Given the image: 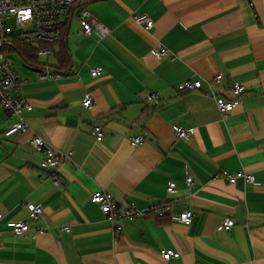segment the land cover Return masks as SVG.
Listing matches in <instances>:
<instances>
[{
  "label": "crops",
  "instance_id": "obj_1",
  "mask_svg": "<svg viewBox=\"0 0 264 264\" xmlns=\"http://www.w3.org/2000/svg\"><path fill=\"white\" fill-rule=\"evenodd\" d=\"M86 8L108 37L86 36L71 19L68 73L41 81L36 67L15 66L33 107L24 115L28 131L10 132L15 118L0 110V264H264V0H91ZM136 14L150 16L153 29L135 24ZM158 46L176 58L157 60ZM55 49L58 55L61 44ZM98 67L104 72L93 78ZM199 79L201 90L180 92ZM234 83L247 88L240 98L229 92ZM216 97L236 104L226 120ZM96 125L105 132L101 142ZM174 126L188 138L179 140ZM37 136L74 153L58 188L53 172L40 168L43 155L31 144ZM135 136L144 143L134 147ZM98 190L145 211L169 204L170 214L128 220L115 232L91 202ZM26 204L41 206L43 216L32 220ZM187 210L191 226L173 219ZM225 218L235 221L230 231ZM21 221L29 233L13 231ZM162 250L178 257L164 262Z\"/></svg>",
  "mask_w": 264,
  "mask_h": 264
},
{
  "label": "built area",
  "instance_id": "obj_2",
  "mask_svg": "<svg viewBox=\"0 0 264 264\" xmlns=\"http://www.w3.org/2000/svg\"><path fill=\"white\" fill-rule=\"evenodd\" d=\"M91 0H0V110H4L15 118L10 127V132L24 133L28 131V125L25 120V113L32 111V105L21 94L24 80L21 79L15 64L10 56L11 51H16L15 47L26 46L33 50V55L38 58L49 59L56 58L57 51L55 48L44 47L58 43L71 21L76 18L86 36L98 35L100 42H103L109 35L110 30L100 23L86 8L87 2ZM133 21L138 26L150 31L154 27V21L146 14H136ZM19 53V52H18ZM20 54V53H19ZM25 59V55L20 54ZM153 55L157 60L169 58L174 60L175 55L163 46L154 48ZM36 68L39 70V79L41 81H50L60 77V74L51 65L37 61ZM34 66V65H32ZM104 72L102 67L91 69L90 74L93 78H98ZM203 80H189L183 83L180 92H193L203 88ZM213 85L219 86L223 83L221 75H217L212 80ZM247 88L241 84L234 83L229 88L233 99L242 97ZM148 101L154 105L160 103L159 95L151 93ZM83 108L89 109L93 105V99L87 97L83 100ZM216 105L223 118L226 120L235 110L236 104L233 100H227L224 97H216ZM174 131L179 140L188 138V132L181 126H174ZM93 136L97 142H101L105 137V132L100 125L93 128ZM145 138L135 136L131 138V144L134 147L144 143ZM32 147L35 152L41 153L43 159L40 163L42 170H49L53 173L55 187L61 186L59 173L61 167L70 162L74 155L73 152H58L45 139L40 136L33 138ZM247 183L255 181L254 176L245 175ZM223 178L230 184H235L236 178L223 173ZM188 185H192L193 178L188 176L186 180ZM169 193L176 192V184L171 183L168 187ZM91 202L98 205L111 223L113 229L121 230V223L128 220L144 219L149 216L163 217L170 214L169 204L157 206L150 210H140L135 205L121 206L116 202L110 193L103 190L96 191ZM29 217L36 221L44 214L41 206L35 204H26ZM194 213L187 210L179 215L173 216V219L180 221L186 226H191L194 221ZM4 215L0 213V221ZM222 226L226 231H230L235 226L232 218H225ZM13 231L16 234H27L31 227L27 222H16L12 224ZM64 232L70 233L69 227L63 229ZM46 230L40 229L37 234H44ZM161 257L164 262H171L178 254L172 250H162Z\"/></svg>",
  "mask_w": 264,
  "mask_h": 264
},
{
  "label": "trees",
  "instance_id": "obj_3",
  "mask_svg": "<svg viewBox=\"0 0 264 264\" xmlns=\"http://www.w3.org/2000/svg\"><path fill=\"white\" fill-rule=\"evenodd\" d=\"M65 36L63 34V37L61 38V40L54 44V45H50V46H47V45H44V47H52V48H55L57 47L59 44H61V47H62V50L60 51V53L56 56V58H58V65L56 66V71L58 73H68L69 72V68L71 67L70 66V58L68 56V53L69 51L65 48ZM16 51L19 52L20 54H23L25 55V59L23 58V60L26 62L27 65L29 66H32L34 65L33 67L36 66V64H38L37 62V59L36 57L33 55V50L29 47H26V46H20V47H15ZM169 215H165L163 217H156V218H159V219H162V218H166L168 217Z\"/></svg>",
  "mask_w": 264,
  "mask_h": 264
},
{
  "label": "rangeland",
  "instance_id": "obj_4",
  "mask_svg": "<svg viewBox=\"0 0 264 264\" xmlns=\"http://www.w3.org/2000/svg\"><path fill=\"white\" fill-rule=\"evenodd\" d=\"M76 27H77V22H76V19H74L73 25H72V31H74V29ZM10 56L13 59L14 64H15L17 69H19V66H25V63H24L22 56L17 51H14V50L11 51ZM37 61H41L42 63L48 64V65H54L55 58H53V57H50L49 59L38 58Z\"/></svg>",
  "mask_w": 264,
  "mask_h": 264
},
{
  "label": "water",
  "instance_id": "obj_5",
  "mask_svg": "<svg viewBox=\"0 0 264 264\" xmlns=\"http://www.w3.org/2000/svg\"><path fill=\"white\" fill-rule=\"evenodd\" d=\"M69 57H71L70 55H69ZM74 67V64H73V61L71 60V69ZM54 71H56V70H54Z\"/></svg>",
  "mask_w": 264,
  "mask_h": 264
}]
</instances>
